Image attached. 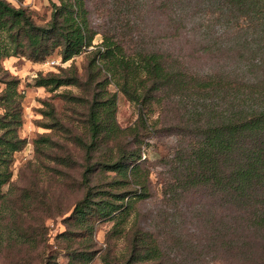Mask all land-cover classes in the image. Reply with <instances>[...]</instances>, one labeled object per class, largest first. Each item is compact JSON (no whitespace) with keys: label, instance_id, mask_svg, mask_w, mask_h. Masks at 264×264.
Here are the masks:
<instances>
[{"label":"trees","instance_id":"trees-1","mask_svg":"<svg viewBox=\"0 0 264 264\" xmlns=\"http://www.w3.org/2000/svg\"><path fill=\"white\" fill-rule=\"evenodd\" d=\"M161 4L171 35L184 37L193 52L185 44L176 51L128 38L122 30L103 31L94 44L97 31L83 0L55 3L44 24L24 6L0 0V31L16 42L13 51L8 42L0 44V211H6L0 235L11 246L38 248L44 224L24 223L33 212L71 210L61 233L69 240L68 264L94 259L99 219L113 221L101 254L104 264H264V0ZM57 48L64 61L88 50L91 75L84 80L72 63L59 72H39L35 85L51 91L83 88L80 94L67 88L59 94L82 106L84 118L65 128L71 146L51 133L34 138L37 162L30 183L19 187L11 179L14 153L27 143L19 133L24 94L1 59L28 51L43 60ZM204 58L207 68L193 62ZM118 91L138 107L137 119L125 126L117 119ZM45 105L44 114L63 127L54 104ZM161 128L176 140L159 158L165 170L156 186L143 151L146 136ZM43 176L52 180L47 187L40 185ZM76 189L80 197L64 204L60 192ZM157 193L161 206L143 224L137 204ZM194 194L199 199L189 201ZM79 227L85 236L77 241ZM44 264L59 263L46 256Z\"/></svg>","mask_w":264,"mask_h":264},{"label":"rangeland","instance_id":"rangeland-1","mask_svg":"<svg viewBox=\"0 0 264 264\" xmlns=\"http://www.w3.org/2000/svg\"><path fill=\"white\" fill-rule=\"evenodd\" d=\"M15 5L24 6L29 10L33 19L38 24H44L52 17V12L55 3H60V0H8ZM87 20L92 28L97 31L94 44L100 43L103 39V31H124L128 38H142L152 44L169 47L172 50L178 51L185 44L184 37L174 38L171 33L174 32L169 25L167 19V11L162 6V0H83ZM192 31V30H190ZM200 32L199 30H197ZM3 36H2V35ZM189 39L193 38L192 32H187ZM4 39V40H3ZM25 38L23 39V42ZM8 42L11 46V51L15 48L16 42L11 41L8 35L0 31V44ZM19 47H24L20 46ZM91 45L88 49H93ZM187 52H193V49L185 44ZM60 48H57L53 54L43 60H34L29 56L28 51H21L18 55L6 56L1 59V64L7 68L12 75L19 78L20 83L18 89L23 92V124L19 129L22 137L27 139L26 145L14 153V162L12 163L13 176L11 182H14L19 187L23 184H29L31 178L30 168L37 162L34 138L39 134L51 133L54 139L59 140L63 144L71 146L67 141L68 132L65 128L72 125H79L81 119L84 118V108L75 106V104L65 100L59 92L70 89L75 94H80L83 88L77 85H64L55 91L48 90L45 86L35 85V77L39 72L47 73L48 71L59 72L62 68L69 67L72 63L76 64L79 75H82L84 80L91 75V70L88 66L89 51L85 50L82 53L75 55L73 58L64 61L61 56ZM194 64L207 68L209 62L204 58L202 60H194ZM103 72H105L103 70ZM4 84H0V90ZM111 90H117L115 84L109 85ZM45 101L52 102L56 110L59 122L63 123V127L55 124V119L45 115L43 109L47 106ZM137 104L127 98L122 92L118 91V111L117 119L123 126L133 123L138 117ZM159 111L152 114V119L156 118ZM48 124H54V127H48ZM161 126V123L160 125ZM160 128V127H159ZM162 130V128L160 129ZM176 140V134L162 130L158 134L151 133L145 138V147L143 157L147 158L152 169L151 179L154 185L158 186L160 173L165 170L159 158L163 154L168 153L169 145ZM168 145V146H167ZM46 176L40 181L41 187L49 186L52 180H45ZM59 185V184H58ZM54 186V184H53ZM155 186V187H156ZM60 187V186H59ZM10 188V183H6L2 187V191L7 193ZM81 190L76 191H61L63 193L64 204H70L73 200L80 197ZM156 193V192H155ZM160 193L154 194L148 200L139 202L137 208L140 211L139 220L147 222L157 212L161 206ZM198 200L196 194L189 196L188 200ZM1 201V200H0ZM71 213L62 212L57 215L42 214L35 211L29 217L25 218L24 223L28 224H44L43 239L39 242L36 249L33 246L21 248V245L11 246L12 243H7L0 235V264H44L46 256L54 257L59 264H68L69 250L67 244L69 240L64 239L61 235L66 231L68 226L67 217ZM6 211H0V232L4 224L3 217ZM24 216H26L24 214ZM135 215L130 217V224L135 220ZM113 225L112 220L99 219L95 225L94 245L93 249H98V252L93 260L88 264H104L101 254L105 250L107 243V233ZM192 226V225H190ZM76 228V227H75ZM159 229V227H158ZM40 231V228L36 229ZM42 232V230H41ZM84 231L79 227L74 235L77 241L84 237ZM1 234V233H0ZM6 235V234H4ZM42 238V235L39 237ZM123 240H118V247H122ZM91 247V248H92ZM41 252V253H40ZM46 254V256H45ZM42 255V256H41ZM213 264H222L216 262Z\"/></svg>","mask_w":264,"mask_h":264}]
</instances>
